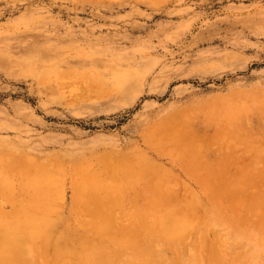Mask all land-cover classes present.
Returning <instances> with one entry per match:
<instances>
[{"label":"rangeland","instance_id":"obj_1","mask_svg":"<svg viewBox=\"0 0 264 264\" xmlns=\"http://www.w3.org/2000/svg\"><path fill=\"white\" fill-rule=\"evenodd\" d=\"M1 160L66 234L14 264H264V0H0Z\"/></svg>","mask_w":264,"mask_h":264},{"label":"bare ground","instance_id":"obj_2","mask_svg":"<svg viewBox=\"0 0 264 264\" xmlns=\"http://www.w3.org/2000/svg\"><path fill=\"white\" fill-rule=\"evenodd\" d=\"M96 73V72H94ZM99 74V73H98ZM100 77H101V74H99ZM89 76V75H88ZM98 76V75H97ZM127 79H129L130 77V73L126 76ZM86 78V77H85ZM88 78V77H87ZM91 78V77H90ZM99 78V77H98ZM97 78V79H98ZM101 79V78H100ZM99 79V80H100ZM99 82V81H98ZM48 170V169H47ZM45 168H39V169H31V170H28L26 172L30 173V180L28 182V184L30 185V193L28 194V196H24L22 198H18L17 201H18V207L16 208V210H14L13 212L9 213L6 215V213L3 215L6 217L7 219V226L5 228H2L0 230V258H1V263L0 264H13L15 263V261H13V259L10 261L8 260L9 258H11V256L9 255L10 254H15V252H18L16 254H20V256L24 257L27 252V246L28 244H32V242H35L36 240H40L42 238H46L47 239H50L51 237L53 238H63L66 234L61 232V231H58L56 229H58V226H57V223L56 221H54L53 219L58 215H61V214H57V212H55V215H54V211L55 209H58L56 207V205L54 203H51V205H54L55 209H53V211H51L52 209L49 208L50 206V202L52 201V193L50 191V188L55 184V179L53 178L54 176H52V174H54V172L50 173L48 172ZM9 170L6 169V167L4 166V164L2 163V160L0 161V191L2 193L6 192L5 191V187L9 186ZM56 173V172H55ZM56 177V175H55ZM57 181L59 182L58 177H56ZM57 182V183H58ZM54 183V184H53ZM96 183V182H95ZM107 185L109 186V184L107 183ZM56 186V185H55ZM11 187V186H10ZM105 187V186H104ZM103 187V188H104ZM10 189V188H8ZM54 189V188H52ZM57 189V188H56ZM60 189V187L58 188ZM11 190V189H10ZM9 191V190H8ZM55 195L57 194L56 192L54 193ZM10 195V194H9ZM13 196V194H12ZM56 198H53V200L55 201ZM1 202V201H0ZM14 202V201H13ZM166 204V203H165ZM16 207V206H15ZM168 207V206H167ZM162 208H160L161 210ZM59 210V209H58ZM53 212V213H50ZM159 211V210H158ZM156 210V213L158 212ZM170 213V212H169ZM52 214V215H51ZM24 216V217H23ZM53 216V217H52ZM157 216H160V215H157ZM164 217L163 216H160V218ZM105 219L107 220L108 218L105 217ZM162 219H157L158 223H160L159 221H161ZM165 219V218H164ZM174 219V218H172ZM164 221H168L167 225L169 224V219L167 220H164ZM164 221H161V223L163 222V226L165 227V223ZM173 221V220H171ZM170 221V222H171ZM106 222V221H105ZM156 222V221H155ZM174 222V221H173ZM173 222H171L170 226L173 224ZM108 223V221H107ZM1 224V222H0ZM3 224V223H2ZM102 225V222L100 223ZM174 224L176 225V222H174ZM173 224V225H174ZM184 224V223H183ZM156 225V224H155ZM159 225V224H158ZM173 225L171 226V228L173 227ZM174 225V227H175ZM182 224H179V226L181 227ZM103 227L97 232V236L101 237L102 240H105L106 238H112V239H115L117 237H114L112 235H110V232H109V226L108 224L107 225H102ZM169 225L167 226L168 228L170 227ZM177 226V225H176ZM166 227V228H167ZM174 227L173 229L169 228L170 232L174 230ZM179 227V228H180ZM161 228V227H160ZM163 228V227H162ZM183 228V225L182 227ZM186 228V227H184ZM165 229V228H164ZM49 230V232H48ZM167 230V229H165ZM177 230V229H176ZM181 231H183V229H181ZM180 231V232H181ZM48 232V233H47ZM51 232V234L48 236V234ZM133 232V233H132ZM168 232V230H167ZM166 232V233H167ZM176 234H177V231H175ZM47 233V234H46ZM104 233H107L108 235L106 237H104ZM127 231L124 233L126 234ZM132 233V234H131ZM164 232V234H166ZM173 233V232H172ZM127 237L129 236V238L131 239H128V240H124V239H120L118 240V243H121L122 245H131L132 244V247H136L139 243H138V240L137 238L135 239L136 235L134 233V230L127 233ZM140 234V233H139ZM173 235V234H172ZM139 236V235H138ZM48 237V238H47ZM140 237V236H139ZM141 237H144L141 235ZM67 238V237H66ZM139 239V238H138ZM147 239V238H146ZM149 241V240H148ZM147 241V242H148ZM103 242V241H102ZM101 242V243H102ZM146 243V241L144 242ZM37 246H40V242H36L35 243ZM149 244V243H148ZM35 248L37 247L36 245L32 244ZM140 245V244H139ZM138 245V246H139ZM146 246V245H145ZM144 247V246H143ZM139 248V247H138ZM136 248V249H138ZM141 248V247H140ZM146 248V247H145ZM74 248L71 246H69L67 248V251L69 253H65V255H63L62 257L64 259V263H67L69 262L67 259V256L70 254V252L73 250ZM96 249V248H94ZM122 250V247L120 248ZM144 249V248H143ZM98 250V249H97ZM146 250V249H145ZM144 250V251H145ZM137 251H142L141 250H137ZM151 251V250H150ZM20 252V253H19ZM22 252V253H21ZM95 251H92V254H94ZM154 252V251H153ZM72 253V252H71ZM143 253V251H142ZM148 253V251H147ZM76 253H73L72 255L74 257H77V256H81V255H84L81 253V255L78 253L76 255H74ZM150 254V253H149ZM153 254V253H152ZM86 255V254H85ZM88 255V254H87ZM91 254H89V259H95V258H91L90 257ZM143 255V261H141L140 259H138V261L140 262H143L142 264L144 263H147L149 262L151 264L150 261H152V258L151 260L149 259L148 256L141 254L139 256L142 257ZM148 255V254H147ZM256 255V254H255ZM16 256H19V255H16ZM70 256V255H69ZM72 256V257H73ZM138 256V255H136ZM136 256L134 257V259H131L132 262L131 264H133V261L136 259ZM138 256V257H139ZM151 256V255H150ZM22 257V258H23ZM73 259H77V258H74ZM137 257V258H138ZM147 257V259H146ZM155 257V256H154ZM99 258V257H98ZM96 259L95 262L93 264H109V259H107L108 257L105 256V258L102 256L100 257L99 259ZM140 258V257H139ZM157 258V257H156ZM23 259H27L26 256L25 258ZM72 259V260H73ZM83 259V258H82ZM88 259V257H87ZM117 259V257L115 258ZM119 259V258H118ZM158 259V258H157ZM81 260V259H80ZM124 260V259H122ZM130 260V259H129ZM8 261L10 263H8ZM29 261V260H28ZM76 261H79V260H76ZM82 261V260H81ZM94 261V260H93ZM72 262V261H71ZM70 262V264H71ZM80 262V261H79ZM136 262V261H135ZM138 262V264H139ZM17 264V263H16ZM73 264V263H72ZM113 264H115V261L113 262ZM137 264V263H136Z\"/></svg>","mask_w":264,"mask_h":264}]
</instances>
